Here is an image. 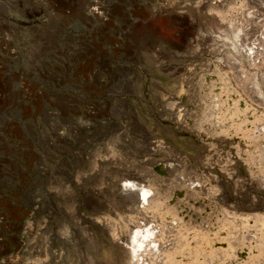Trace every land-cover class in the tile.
Here are the masks:
<instances>
[{
	"label": "rangeland",
	"instance_id": "obj_1",
	"mask_svg": "<svg viewBox=\"0 0 264 264\" xmlns=\"http://www.w3.org/2000/svg\"><path fill=\"white\" fill-rule=\"evenodd\" d=\"M125 174L169 214L121 207ZM262 209L264 0H0V264H118L144 221L231 264Z\"/></svg>",
	"mask_w": 264,
	"mask_h": 264
},
{
	"label": "bare ground",
	"instance_id": "obj_2",
	"mask_svg": "<svg viewBox=\"0 0 264 264\" xmlns=\"http://www.w3.org/2000/svg\"><path fill=\"white\" fill-rule=\"evenodd\" d=\"M235 37H237V35ZM229 99H230V96L225 95V97H222V99L218 105L222 108L223 112L226 113L225 114V122L228 125V127H226V128H229L231 131H233V133L234 132L238 133V134L241 132L243 133L245 128H243V125H242L243 114L240 110L241 107L240 108L237 106L231 107L230 103H229V101H230ZM221 114H222V112H221ZM221 117H222V115H221ZM221 117H220V119H221ZM217 122H218V120H217ZM246 126H247V124H246ZM246 129H247V127H246ZM225 133H227V132H225ZM252 136L250 137V135H248L246 133L243 134L244 143H246L248 145L252 144L255 141V139H253ZM136 179H139V178L135 174H125V175L121 176V179H120L121 185L119 187L120 189L116 190V193H115V195H117V197L121 201V204H122L121 207H124V206L127 207L129 205L130 206L136 205V207L138 206V209L139 208L140 209L152 208V209H154L153 211L160 212V213L164 214L165 216L167 214H169V212L171 210H169V208H168L169 206L166 205V202L164 199L165 197L164 198L161 197V194H160V196L158 194L157 198L151 197L150 188H148L147 186L142 185L138 182H135ZM92 195H95V194L93 193ZM154 197H156V196H154ZM121 207H120V209H121ZM262 210H264V209H262ZM221 215L222 214H220V216ZM262 216L263 215H261V214L259 216L255 215V219L260 221V223H258V224H260L261 227L258 226L259 227L258 228L256 225L258 221L255 222V220H254V222L256 223L255 224L256 228H258V230H260L262 227H264L263 226L264 222H262V221H264L263 220L264 217H262ZM229 224H231V223H229ZM241 225H243V224H241ZM182 226L184 227V225H182ZM222 226H220V227H222ZM253 226H254V224H253ZM253 226H251V227H253ZM154 227H153V225H151V223H149L147 221H144L141 224L137 223L135 225L130 226L127 237L116 245L117 246L116 250L118 251V254H117L118 260H116V261L119 262L118 264H150V263L151 264H157V260L160 259V257H162L163 260L162 261L160 260V262L158 264H187L188 262L193 263V264H228V263H224V261H223V263H221L222 262L221 258L217 259V257H216V253H215L216 246H217L216 237L211 239L209 237V235H207V233L206 234L203 233L204 231H201V232L195 231L196 234H195V232L193 235L191 234L193 242H190L191 240L188 241L186 238H185L186 240L183 238L185 241L182 240L181 244L179 245L181 247H178L177 249L175 248V250L173 249L174 251H171V250L164 249L163 248L164 246L163 247L161 246V241L163 239L162 235L160 234V236H157L158 232L157 233L155 232ZM253 228H255V226ZM262 229L264 230V228H262ZM256 230L257 229H255V231ZM263 230L260 233H259V231H256V232L254 231L255 232L254 234H256L258 232L257 235H259V236L255 235L257 237L254 238V239L257 238V240H259V241L256 240L257 242L253 239L252 240L253 242L252 241L250 242V240H249V243H248L247 241H245L246 238H243L242 241H237V244L235 242V245H237L235 247V248H237L236 250L240 253L245 252L244 257L241 256L240 253H237L235 255L232 254L231 253V248H232L231 246H229V248L231 247L230 252H229V250H225V252H224L225 257H229V259H232L231 264H247V261H249L248 259L252 258L254 255H262V252L264 251V238H263L264 234L261 235V233H263ZM245 232H247V231H245ZM180 237H181V235H180ZM208 257H211V260ZM230 257H233V258H230ZM115 259H116L115 257H113V259L110 257V261H112V260L115 261ZM222 260H224V259H222Z\"/></svg>",
	"mask_w": 264,
	"mask_h": 264
}]
</instances>
